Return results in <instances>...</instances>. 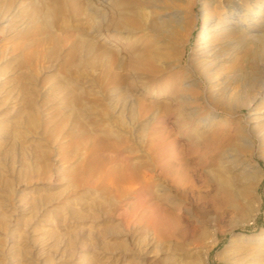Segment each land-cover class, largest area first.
Here are the masks:
<instances>
[{
    "label": "rangeland",
    "instance_id": "1",
    "mask_svg": "<svg viewBox=\"0 0 264 264\" xmlns=\"http://www.w3.org/2000/svg\"><path fill=\"white\" fill-rule=\"evenodd\" d=\"M141 1L145 18L138 34H158L162 16L176 9V3L189 4V0ZM192 1L194 9L183 10L191 21L186 19L190 36L178 44L182 64L175 61L173 67L192 73L198 92L187 107L200 112L194 125L204 133L223 131L236 139L221 155L235 192L250 186L243 167L257 170L251 195H255V208L260 203L253 217L237 213L225 217L217 228L219 241L209 251V262L264 264V46L256 36L263 28L251 20L250 33L247 29L228 33L204 18L203 0ZM216 1L208 0L212 5ZM0 24L5 27L8 21ZM167 39L168 34H159L156 41L163 47ZM5 55L0 56V264H188L193 260L203 264L197 255L204 254V246L188 240L154 242L151 230L140 233L134 196L85 177L87 157L94 145H103L96 127L108 128L113 139L126 132L134 156L146 148L141 139L149 122L166 127L168 139H177V145L189 149L177 116L153 119L154 113H148L136 121L127 110L121 116L124 85L114 89L110 99H94L101 86L87 79L80 89L91 98L63 99L53 85L56 78L49 64L34 84L26 79L33 99H25L24 79L18 78L19 69L14 66L16 56L9 51ZM123 55L127 62L129 56ZM135 79L132 73L135 88L129 90L128 102L137 98L154 102V112L165 114L164 104L172 99L156 92L165 85L159 81L156 87H146ZM74 121L91 129V143H76L79 134ZM72 144L78 145L76 150Z\"/></svg>",
    "mask_w": 264,
    "mask_h": 264
},
{
    "label": "bare ground",
    "instance_id": "2",
    "mask_svg": "<svg viewBox=\"0 0 264 264\" xmlns=\"http://www.w3.org/2000/svg\"><path fill=\"white\" fill-rule=\"evenodd\" d=\"M226 1L217 0L212 5L203 0L204 18L219 23L231 34L242 29L251 32L249 22L256 20L255 25L263 28L256 36L264 46V0ZM141 2L0 0V23L8 21L5 27L0 24V56L8 51L10 55L12 52V57L16 56L14 66L19 69L18 78L24 79L21 90L25 99H33V90L27 87L26 79L34 84L39 72L49 64L56 78L53 85L63 99L91 98L86 90L80 89L87 79L101 86L94 99H110L114 89L124 85L125 90L120 93L125 98L121 116L125 110L136 121L148 113H154L153 119L175 114L179 126L185 128L189 149L177 145V139H168L166 127L149 122L148 129L143 128L147 133L141 136L146 148L134 156L132 146L127 145L130 137L126 132L113 139L108 128L98 126L94 131L99 132L97 139L103 141V145L92 147L86 159L85 177L136 198V222L141 234L151 230L154 242L188 240L186 242L197 247L204 246L206 251L204 254L198 251L197 258H201L203 264H210L209 251L219 241L217 228L225 217L229 213L253 217V212L259 209L260 203L255 208L252 203L255 195H251L257 170L244 166L243 174L250 177V186L235 192L221 157L225 148L236 140L234 135L223 131L204 133L194 125L199 110H188L189 100L198 90L191 81V71L182 66L176 70L173 63L182 64L178 44L190 36L187 26L191 21L190 16L183 15V10H193L194 2L189 0L186 6L176 3V9L167 11L157 23L158 34H138L145 18ZM214 26L209 24L208 27ZM159 34H168L163 47L156 41ZM123 53L129 56L127 62ZM132 73L135 82L146 87L155 86L159 81L165 85L156 91L172 99L164 104L165 114L154 112V102L140 98L128 102L129 90L135 88L134 81L130 80ZM105 113L111 115L109 109ZM77 121H74L79 134L76 143L88 144L93 136L91 129L77 125ZM77 144H72L74 150ZM231 239L233 241L234 236Z\"/></svg>",
    "mask_w": 264,
    "mask_h": 264
}]
</instances>
